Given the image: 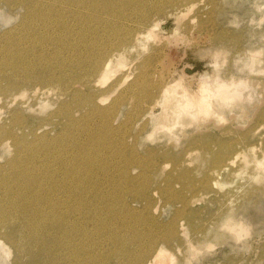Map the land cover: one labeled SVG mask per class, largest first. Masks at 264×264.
I'll use <instances>...</instances> for the list:
<instances>
[{"label": "rangeland", "instance_id": "374dc122", "mask_svg": "<svg viewBox=\"0 0 264 264\" xmlns=\"http://www.w3.org/2000/svg\"><path fill=\"white\" fill-rule=\"evenodd\" d=\"M138 1L143 2L142 0ZM262 1L263 0H148V2H150H147L148 6H146L145 3L141 8H145L146 6L147 8L144 9V12H146V14L149 12L147 15L150 19L148 17L147 25L151 21H153L151 23L154 24L157 22L160 23L161 27L160 30L157 31V39L144 42L145 45L149 43L148 47L147 45L144 47L142 43H139L137 47L132 43L127 45L128 47H124L130 49L123 50L128 65L123 69V72H117L118 74L115 73L107 85L114 83V81L116 82V80L123 75L125 79L129 74L128 80L119 85L113 94L103 93V90L106 89L105 87L95 86L91 88L92 90L82 89L79 96L76 98L73 97V95L70 96V94L63 96L64 98H62V96L60 98L56 91H54L55 93H51L45 91V89L38 93V95L35 94L34 88L38 85L37 82H34V84L33 82H29V84L25 79V73H23L26 71L27 65L37 68L38 71L42 70L43 64L38 62V58L35 57V54H31L28 60L21 62L22 64L15 63L17 64L15 65L17 70L15 69L16 71L13 73V63L10 62L11 60L8 53L6 54L9 48H11L9 46L11 35L7 32L18 22L19 18H16V16L20 10H16L18 12L14 15L13 10L0 1V33H3L0 34V48H3V51L0 49V89L5 93L3 96L5 98L0 97L2 98V102L0 100V145L1 141L5 144L10 140L8 141V150H5L3 144L0 146V181L2 180L0 182V196L2 195L0 197V211L2 212L0 214V225L2 223H7V228H0V232L6 233L14 241L13 245H11V241H7V246H11L12 248L10 250L6 246L9 252L5 254L3 251H0V264H44L43 253H41L38 245V240H41L42 235L39 234L38 236L35 232H33L34 235H32V232L29 233L27 229H24V225L21 222L22 214H18L21 211H17L25 208V204L22 201L25 199V201H27L29 197V193H27L29 186L27 185H31L32 181H41V179L47 180L48 177L52 176L60 179L61 176L59 175L64 171L60 168L63 161H68L67 164L63 165L64 168H72L74 164L77 166L79 164L80 176L82 177L81 181L84 183L85 181L88 182L89 190L104 191V193L108 191L114 192L119 195V197L126 199L125 201L129 200L133 202L134 209H143L142 213L140 211L137 215L128 217L124 225L123 223H118V221L113 225L114 228L109 227L115 220L112 221V218L107 220L106 224L108 225H106V231L110 232H106L103 238L100 237L98 239L100 244L101 239L104 240L107 238L103 246L100 247L101 249H99L101 250L99 252L100 256L90 259V261L92 260V264H125L124 262L127 264L128 261L134 264L133 262H136V257L135 255L126 256L124 251L125 243L132 244L134 242V251L138 250L148 255L149 245L153 240L154 243H156V249L159 246L165 245L168 251L170 250L169 253L174 256L175 264H264V166H262L264 165V1ZM160 5L162 8H160ZM155 6H159L157 7L158 9H155ZM156 10L160 11L157 12ZM111 19H113V17L109 18V20ZM113 20L111 21L116 22ZM146 24L141 25V28L143 29ZM112 26V29L107 25L104 29L103 26L102 28L100 27L101 29L98 28L99 33L103 36V39L101 38L102 40L111 36L113 41L114 39L117 41L118 34L121 36V34L125 35L129 32L130 36L131 31L134 32L133 29L137 28L135 25H132V23H125V25L118 26L120 28L116 31L118 27H115V24ZM77 29L78 31L74 32V40L71 43H74V41L75 43H79L82 33L86 35L88 31L83 30V32L82 28L79 26L76 27V30ZM89 30L90 32L88 31V35L86 36L87 39L91 40V38L94 37L92 30H97L95 24L92 23L91 29ZM119 30L122 31L120 32ZM174 30L176 34L173 33ZM90 34H93V37ZM98 37L100 36H96L95 39ZM101 39L98 38V41L102 43L103 41ZM47 47L48 48L42 52V54L44 53L42 58H49L53 61V64L50 60L48 64L46 63L49 66L52 64L58 68L60 67L58 66L60 61L64 58H69L68 56L71 55L70 53L68 54V51H63L64 54L62 52L56 55L57 51L55 46L47 45ZM49 47L51 49H49ZM256 51L259 54L256 53ZM139 54L141 55L139 56ZM256 54L259 56L257 57ZM3 55L5 56L3 57ZM2 59H6L7 61H3ZM34 60L36 62H34ZM146 61H148V63ZM3 62L5 65H3ZM138 63H140L139 66L141 67L139 69L137 66ZM8 66H11V69ZM18 68L19 70L25 69L21 72L23 74L18 71ZM17 71L19 72L18 74L15 73ZM142 72H145V74ZM142 74L145 77L143 82L144 85H147L146 88L151 89V92L154 93L150 97L152 99L149 98L147 100V98L144 97V93L138 92V89L135 91L136 94L138 92V98L136 94L130 91L129 87L135 82L137 76H142ZM13 78L16 80L14 81ZM216 78H219L221 81H236V88L240 91L241 96L234 95L230 98L225 97L222 99L212 98L213 105L209 114H203L199 116L200 119L198 117L196 120H191L190 117H182L181 122L184 127L183 125H178L176 128H172V130H170L171 132L165 129L166 127H160L162 122H166V120H164L165 116L160 115L162 112L160 106L155 108L152 106H154L157 100L160 101L162 99L164 85L178 82L181 85V90L179 91H183L186 88L197 90L199 84L203 81L214 83ZM20 82L22 84H20ZM9 85L10 87H8ZM55 85L57 86V84ZM52 86H54V84H52ZM122 86L124 88H122ZM24 89L27 90V93ZM22 91H24L27 97L24 94L22 95ZM49 93H51L50 96ZM129 93H131V95ZM20 94L25 98L24 100ZM125 95L127 99L129 98L128 100ZM37 99L43 103H40ZM91 99L94 101L96 99V103L102 106V108H108L111 104V106H115L120 100L123 101V105L120 107V110H117L116 113L110 116V119L109 117L99 119L95 117V115H92V113H90L92 117L88 118L85 116L86 111L77 113L78 104H83L85 110H88V101ZM102 99H104L103 102L101 101ZM115 99L119 100L115 102ZM100 101L102 104L99 103ZM138 101L139 104L142 103L139 112L133 108L136 107ZM148 101L151 102L149 103ZM9 102L12 104L10 105ZM26 102H28L29 105H27ZM22 104H26L27 106H23ZM223 105H228L230 107H223ZM42 107L45 108L43 109ZM151 107L153 108L152 111ZM27 109H30V111ZM21 111H23V113ZM144 111L146 112L145 115L143 117L140 116L144 114ZM150 112L158 116L153 122L150 119ZM69 115H74L76 120L74 123L69 122ZM144 119L146 120L144 121ZM49 120L52 122L50 123ZM186 120L191 121L187 122ZM29 123L31 124L29 125ZM107 123L113 126H109V129ZM203 123L204 125L202 126L201 124ZM83 128H87L88 130H84ZM99 128L100 130H104L100 132ZM10 129L20 136L18 141L10 137ZM64 130L66 131L63 133ZM94 130H99L100 134H98V131L95 132ZM110 130H112V132ZM34 132L37 134H33ZM72 132L75 136H73ZM58 133H61V135ZM102 135L104 137H102ZM55 138L57 141H55ZM4 139L8 140L5 142ZM37 139L41 140L39 141ZM85 139L88 141H85ZM20 142H23V145ZM52 142L54 145H52ZM55 142L64 144L61 145ZM33 145H35V147ZM81 145L83 148H80ZM36 146L38 147L37 150ZM33 147L34 149H32ZM42 147H46L48 150H46V148L42 149ZM61 147H64V150L61 149ZM91 147H93V149ZM56 149L58 150L55 151ZM34 150H36L35 153H33ZM111 150L113 152H111ZM77 151L78 154L80 153V157L76 154ZM60 153L66 154L62 155ZM83 153L85 154L83 155ZM134 155L136 156L135 158ZM237 155H239L237 162L232 167H227L231 158ZM244 156H248V158L246 157L243 159ZM89 158L92 160H89ZM36 164L38 166H36ZM7 165L10 166V168ZM23 166L28 169L25 170ZM48 169H50V171H48ZM29 170L33 171L30 172ZM20 171L22 173H20ZM8 172L9 175L12 173V176H9ZM126 173L136 177L135 183H132L131 186L126 183ZM2 176L4 177L2 178ZM10 178L13 180L11 181ZM27 180L31 181L28 182ZM4 181H6L7 184ZM49 181L50 180L47 181V184L50 183L49 185H51L52 182ZM142 184H144V187ZM2 189H4L5 192ZM144 190L148 191V193L144 192ZM131 191L137 192L138 197L136 199H133ZM39 195L43 198H46L47 195L50 196V194L45 191V186H42ZM147 195L151 200L150 203L146 200ZM181 196L191 200L198 199V201L184 208L182 201H180ZM147 205L150 211L145 210V212L143 207ZM230 211H233L235 218L243 223L245 230L241 232L240 236H238L237 233H233L231 224L226 220V216ZM146 213H148V216ZM141 218L145 219L142 220ZM172 230L176 234V237L169 245H166L161 239L164 241V237L168 236L170 234L169 232H172ZM23 232L25 235H23ZM151 232L153 233L151 234ZM16 236L19 237L16 238ZM188 241L194 242V247L191 246L190 248L189 245H187ZM209 241L210 243H207ZM24 247L26 249H23ZM122 247L124 248L122 249ZM186 248H188V250ZM189 253L191 257L188 256ZM195 254L199 255L195 256ZM19 255L22 256L20 257ZM90 261L89 263L91 264Z\"/></svg>", "mask_w": 264, "mask_h": 264}, {"label": "bare ground", "instance_id": "6f19581e", "mask_svg": "<svg viewBox=\"0 0 264 264\" xmlns=\"http://www.w3.org/2000/svg\"><path fill=\"white\" fill-rule=\"evenodd\" d=\"M3 2V4L5 6H7L8 8H11V10H13L14 15H16V13L18 11L16 10H20L19 13L17 14L16 18L18 17L19 20L18 22L7 32L11 35L10 37V47L9 51L6 52V54L8 53V55L10 56V62L13 63L12 68L14 71H16V67L15 65H17L18 63L21 62H25L26 60H28V58L31 56V54H35V57L38 58V62L40 64H48V61L50 60L48 59H43V54L42 52H44L48 47L47 45H53L56 48V55L61 54L63 51L67 52L68 54L70 53L71 55L68 56L69 58H64L62 61H60V64L58 66L60 67H56L54 65H52L53 61H51V65H42V70H39L37 68H34L32 66H26V71H24L25 69L19 70L18 71L21 73L22 71H24L23 73H25V79L26 81L29 82H37V86L34 88V92L35 94L38 95V93H40L41 91H43L45 89V91L47 92H54L56 91L58 96L61 98H64L63 96L66 95H73V97H77L80 94V91L82 89H86L89 90L95 86H99V87H105L106 89L103 90V93H107V94H113L116 90L117 87H119V85H121L122 83H125L128 78H129V74L127 77H125L124 79V75L122 77H119V79L116 80V82L114 81V83L107 85L109 80H111V77L115 74V73H119V72H123L125 69V67L128 65L126 57L124 55L123 50L126 49L124 47H128L127 45H129L130 43L134 44L135 47L138 46L139 43H142V45L144 47H148V44H144V42H149L150 40H156L157 39V31L160 30V23H151L153 21H151L148 25L146 23H148V13L146 14V12H144V9L147 8V2L148 0H142L143 2H140L138 0H0ZM160 1V0H158ZM264 1V0H263ZM262 1V2H263ZM151 2V1H150ZM148 2V3H150ZM164 2V1H163ZM167 2V1H165ZM146 3L145 8H141L142 5L144 6ZM156 3V2H155ZM154 4V3H153ZM247 4V3H246ZM262 4V3H261ZM264 4V3H263ZM152 5V4H151ZM165 5V4H164ZM154 6V5H153ZM152 7V6H151ZM159 6H155L154 8L156 9ZM160 8L161 5H160ZM159 8V9H160ZM7 9V8H6ZM158 9V8H157ZM152 10V9H151ZM150 11V10H149ZM157 12H159L158 10H156ZM154 12V11H153ZM152 12V15H153ZM258 12V11H257ZM260 13V12H258ZM9 15V14H8ZM151 15V14H149ZM151 15V16H152ZM136 16V17H134ZM13 17V16H12ZM110 17H113V21L116 22H112L111 20H109ZM140 19V21H139ZM150 19V17H149ZM139 21V22H138ZM215 22V21H214ZM95 24V27L97 30L93 31L94 37L90 39H87L88 35V31L90 32L89 29H91V24ZM125 23H132V25H135L137 28L133 29L134 32L131 31V34L129 36V32H127V34L123 35L118 34L117 37V41L114 39H112V37H107L105 40L103 39V36L101 35V33H99L98 28L101 29L103 26V29L107 26L113 27L112 25H116L115 27H118L120 25H125ZM146 24L143 29L141 28V25ZM252 24V23H251ZM255 24V23H254ZM127 25V24H126ZM79 26L82 28V31H87V34H83L79 40V43H71L74 40V32L78 31V29L76 30V27ZM128 26V25H127ZM101 27V28H100ZM126 27V26H125ZM120 27H118L116 29V31L119 29ZM131 28V27H130ZM95 29V28H93ZM112 29V28H111ZM126 29V28H125ZM124 29V30H125ZM106 30V29H105ZM110 30V29H109ZM127 30V29H126ZM80 31V30H79ZM81 31V32H82ZM83 31V32H84ZM112 31V30H111ZM110 31V32H111ZM114 31V30H113ZM115 31V32H116ZM120 31V30H119ZM122 31V30H121ZM120 31V32H121ZM4 32V31H3ZM91 32V33H92ZM102 32V31H101ZM109 32V33H110ZM114 32V33H115ZM177 32V31H176ZM2 33V32H1ZM0 33V34H1ZM77 33V32H76ZM113 33V34H114ZM125 33V32H124ZM175 33V30L174 32ZM3 34V33H2ZM105 34V33H104ZM107 34V33H106ZM176 34V33H175ZM100 36L98 38H102L101 40L103 41L101 43V41H98V38L95 39L96 36ZM112 35V34H111ZM6 36V35H4ZM109 36V35H107ZM174 36V35H173ZM77 37V36H76ZM106 37V36H105ZM114 37V36H113ZM129 37V38H128ZM171 37V36H170ZM262 37V36H261ZM3 38V37H2ZM9 38V37H8ZM160 38V37H159ZM1 39V38H0ZM4 41V40H3ZM92 41V42H91ZM9 42V41H8ZM4 45V43H3ZM8 45V44H7ZM141 45V46H142ZM5 46V45H4ZM92 46V47H91ZM5 48V47H4ZM264 48V47H263ZM1 49V48H0ZM3 49V48H2ZM1 49V50H2ZM49 49H51L49 47ZM48 49V50H49ZM128 49V48H127ZM126 49V50H127ZM133 49V48H132ZM146 49V48H145ZM148 49V48H147ZM92 50V51H91ZM130 50V49H128ZM3 51V50H2ZM51 51V50H50ZM49 51V52H50ZM255 51V50H254ZM253 51V53H254ZM259 51V50H257ZM256 51V53H258ZM263 51V50H261ZM5 52V51H4ZM48 52V51H47ZM2 53V52H1ZM129 53V51H128ZM4 54V53H2ZM53 54V53H52ZM64 54V52H63ZM259 54V53H258ZM141 54H139L140 56ZM5 55H3L4 57ZM34 56V55H33ZM55 56V55H54ZM127 56V55H126ZM138 56V57H139ZM149 56V55H148ZM255 56V54H254ZM257 56V54H256ZM259 56V55H258ZM257 56V57H258ZM56 57V56H55ZM59 57V56H58ZM252 57V56H250ZM148 58V57H147ZM9 59V58H8ZM145 59V58H144ZM3 60V59H2ZM6 60V59H5ZM3 60V61H5ZM56 60V58H55ZM139 60V59H138ZM1 61V60H0ZM7 61V60H6ZM30 61V60H29ZM49 61V62H50ZM140 61V60H139ZM144 61V60H143ZM9 62V61H8ZM10 62L8 63L10 65ZM34 62H36L34 60ZM37 62V63H38ZM133 62V61H132ZM148 63V61H146ZM11 63V64H12ZM17 63V64H15ZM28 63V62H27ZM135 63V62H134ZM133 63V64H134ZM144 63V62H143ZM141 63V64H143ZM151 63V62H150ZM22 64V63H21ZM132 64V65H133ZM140 63L137 64L138 69L141 68L139 66ZM3 65L4 62H3ZM7 65V64H6ZM33 65V64H32ZM37 65V64H35ZM146 65V64H145ZM1 66V65H0ZM25 66V65H24ZM39 66V65H37ZM41 66V65H40ZM136 66V65H135ZM9 68L11 66H8ZM7 67V68H8ZM19 67V66H18ZM144 67V66H143ZM153 67V64H152ZM25 68V67H24ZM34 68V69H31ZM135 68V67H134ZM11 69V68H10ZM16 69V70H15ZM28 69V70H27ZM130 69V68H129ZM133 69V68H132ZM7 70V69H6ZM142 70V69H141ZM138 70V71H141ZM5 71V68H4ZM15 72L16 74H18L19 72ZM135 71V70H134ZM137 71V70H136ZM148 71V70H147ZM8 72V71H7ZM38 72V73H37ZM149 72V71H148ZM12 73V72H10ZM21 73V74H23ZM117 73V74H118ZM145 74V72H142ZM147 73V72H146ZM1 74V73H0ZM7 74V73H6ZM20 74V75H21ZM141 74V73H140ZM127 75V74H126ZM134 75V74H133ZM138 75V74H136ZM135 75V76H136ZM1 76V75H0ZM8 76V74H7ZM15 76V75H14ZM17 76V75H16ZM121 76V75H120ZM18 77V76H17ZM22 77V76H21ZM4 78V77H3ZM9 78V77H8ZM113 78V77H112ZM135 78V77H134ZM138 78V79H137ZM135 82L132 84L130 88V91L133 94H136V89H138V92H142L144 93V97L147 98V100L151 97L152 93L151 89L146 88L147 85H144V75L142 74V76H137ZM152 78V77H151ZM5 79V78H4ZM14 79V78H13ZM133 79V78H132ZM237 79V78H236ZM7 80V79H6ZM16 79H14L15 81ZM18 80V78H17ZM20 80V79H19ZM23 80V79H22ZM21 80V81H22ZM147 80V79H146ZM123 81V82H122ZM132 81V80H131ZM193 81V80H192ZM26 82V83H27ZM146 82V81H145ZM253 82V79H252ZM7 83V82H6ZM132 83V82H131ZM130 83V85H131ZM250 83V81H249ZM8 84V83H7ZM20 84H22L20 82ZM30 84V83H29ZM52 84H54V86H52ZM57 84V86L55 85ZM165 84V83H164ZM248 84V83H247ZM6 85V84H5ZM250 85V84H248ZM52 86V87H51ZM60 89H59V87ZM180 83L176 82L173 84H166L164 85V88L162 90V99L159 101L158 96H157V102L154 103V106H152L153 108L160 106L162 109V112L160 115H164L166 122H162L160 124V127H166L165 129L169 130V132H171L170 130H172V128H176V126L178 125H183L181 122L182 117H190L191 120H196L199 116H202L203 114H209L212 110V105H213V100L212 98H230L234 95L237 96H241L240 91L238 90L237 87V82H228V81H221L219 78L215 79L214 83H208L207 81H203L202 83L199 84V87L197 90L194 89H190V88H186L183 91H179L181 90L180 88ZM254 86V85H253ZM10 87V85L8 86ZM155 87V86H154ZM184 87V86H183ZM25 88V87H24ZM121 88V87H120ZM119 88V89H120ZM122 88H124L122 86ZM30 89V88H29ZM58 89V90H57ZM26 90V89H24ZM92 90V89H91ZM124 90V89H123ZM127 90V89H126ZM125 90V91H126ZM157 90V89H156ZM160 90V89H159ZM10 91V90H9ZM23 92V93H22ZM22 95L24 94V91H22ZM99 92V91H98ZM95 92V93H98ZM118 92V91H117ZM128 92V91H127ZM126 92V93H127ZM138 92H137V98H138ZM156 92V91H155ZM14 93V92H13ZM27 93V90H26ZM30 93V92H29ZM44 93V92H42ZM49 93V96L50 94ZM55 93V92H54ZM125 93V94H126ZM160 93V92H159ZM158 93V95H159ZM46 94V93H45ZM44 94V95H45ZM102 94V93H101ZM131 95V93H129ZM5 95L4 91H2V89H0V97H3ZM21 95V94H20ZM21 95V97H22ZM26 95V94H24ZM32 95V94H31ZM99 95V94H98ZM124 95V93H123ZM19 96V95H18ZM120 96V95H119ZM126 96V95H125ZM123 96V97H125ZM142 96V95H141ZM9 97V96H7ZM11 97V96H10ZM19 97V98H21ZM27 97V95H26ZM42 97V96H40ZM39 97V98H40ZM47 97V96H46ZM98 97V96H97ZM102 97V96H101ZM122 97V96H121ZM129 97V96H128ZM143 97V99H144ZM154 97V96H153ZM160 97V95H159ZM0 98V100L2 99ZM12 98V97H11ZM16 98V97H14ZM18 98V99H19ZM23 98V97H22ZM21 98V99H22ZM35 98V97H34ZM45 98V97H44ZM59 98V99H60ZM80 98V97H79ZM133 98V97H132ZM141 98V97H140ZM17 99V100H18ZM25 98H23L24 100ZM127 99V96H126ZM129 99V98H128ZM127 99V100H128ZM136 99V98H135ZM152 99V98H150ZM154 99V98H153ZM245 99V98H244ZM247 99V98H246ZM16 100V99H15ZM14 100V101H15ZM39 99H37L38 101ZM80 100V99H79ZM78 100V101H79ZM84 100V99H83ZM104 99H102L101 101L103 102ZM119 100V99H118ZM118 100L115 99V102H117ZM122 100V98H121ZM118 101L117 105H113L110 107H105L102 108V106L98 105V103H96V99L95 101L93 99L89 100L88 103V110H85V107L83 104L79 103V107H78V112H82V111H86L85 112V116L90 118L92 117V115H95V117L97 118H101V119H105L107 117H109L113 114L116 113L117 110H120V107L123 105V101ZM125 100V99H124ZM8 101V100H7ZM22 101V100H21ZM29 101V99H28ZM44 101V100H42ZM101 101L99 103H101ZM126 101V100H125ZM140 101V100H139ZM136 105L135 108L138 112L140 109L141 104ZM142 101V100H141ZM153 101V100H152ZM155 101V100H154ZM219 101V100H218ZM2 102V100H1ZM0 102V103H1ZM40 102V100H39ZM50 102V101H49ZM131 102V101H130ZM137 102V101H136ZM143 102V101H142ZM149 102V101H148ZM147 102V103H148ZM151 102V101H150ZM149 102V103H150ZM220 102V101H219ZM10 103V102H9ZM27 105H29L28 102H26ZM32 103V102H31ZM43 103V102H40ZM75 103V102H74ZM146 103V104H147ZM221 103V102H220ZM12 103H10L11 105ZM38 104V103H37ZM50 104V103H48ZM69 104V103H68ZM102 104V103H101ZM21 105V104H18ZM23 105V104H22ZM26 105V104H25ZM23 105V106H25ZM26 105V106H27ZM31 105V104H30ZM74 105V104H72ZM148 105V104H147ZM5 106V105H4ZM9 106V104H8ZM43 106V104H42ZM49 106V105H48ZM135 106V105H134ZM10 107V106H9ZM144 107V106H142ZM141 107V108H142ZM151 107V111L153 110V108ZM222 107V106H221ZM223 107H227L229 108L230 106L228 105H223ZM1 108V107H0ZM28 108V107H27ZM43 108V107H42ZM45 108V107H44ZM43 108V109H44ZM87 108V107H86ZM146 108V107H145ZM148 108V107H147ZM220 108V107H219ZM3 109V107H2ZM5 109V108H4ZM32 109V108H31ZM143 109V108H142ZM23 110V109H22ZM26 110V109H25ZM24 110V111H25ZM28 111H30V109H27ZM134 110V109H133ZM132 110V111H133ZM135 110V111H136ZM148 111V109H147ZM14 112V111H13ZM23 113V111H21ZM54 113V112H53ZM76 113V114H77ZM92 113V115L90 114ZM131 113V112H130ZM137 113V112H136ZM141 113V112H140ZM145 111L144 114L140 115V116H144L145 115ZM19 114V113H18ZM58 114V113H57ZM75 114V113H74ZM151 116V121L153 122V120L157 119L158 116L154 115L153 112L149 113ZM51 116V115H50ZM62 116V115H61ZM60 116V117H61ZM70 117L68 118L69 122L74 123L76 120L74 118V115H69ZM17 117V116H16ZM19 117V116H18ZM113 117V116H112ZM111 117V118H112ZM204 117V116H203ZM52 118V117H51ZM129 118V117H128ZM136 118V117H135ZM134 118V119H135ZM141 118V117H140ZM149 118V117H148ZM185 118V119H186ZM12 119V118H11ZM10 119V120H11ZM33 119V118H32ZM80 119V118H79ZM147 119V118H146ZM144 119V121L146 120ZM200 119V117H199ZM198 119V120H199ZM7 120V119H6ZM20 120V119H19ZM25 120V119H24ZM53 120V119H51ZM114 120V119H112ZM149 120V119H147ZM188 120V121H191ZM203 120V118H202ZM47 121V120H46ZM67 121V120H66ZM102 121V120H101ZM107 121V120H105ZM185 121V120H184ZM187 121V120H186ZM187 121V122H188ZM9 122V121H8ZM16 122V121H15ZM43 122V121H42ZM50 122V120H49ZM52 122V121H51ZM50 122V123H51ZM99 122V121H98ZM103 122V121H102ZM101 122V123H102ZM111 122V121H110ZM21 123V122H20ZM44 123V122H43ZM87 123V122H86ZM94 123V122H93ZM104 123V122H103ZM138 123V121H137ZM149 123V122H148ZM184 123V122H183ZM197 123V122H196ZM3 124V123H2ZM25 124V123H24ZM31 123H29L30 125ZM42 124V123H41ZM89 124V123H88ZM195 124V122H194ZM47 125V124H45ZM95 125V124H94ZM98 125V124H97ZM100 125V123H99ZM98 125V127H99ZM157 125V124H156ZM193 125V124H192ZM202 126L204 125L201 124ZM21 126V125H20ZM19 126V127H20ZM51 126V125H50ZM75 126V125H74ZM107 126H113L110 125L109 123H107ZM150 126V125H149ZM194 126V125H193ZM8 127V126H7ZM11 127V126H10ZM25 127V126H24ZM23 127V128H24ZM31 127V126H30ZM40 127V126H39ZM66 127V126H65ZM101 127V125H100ZM107 127V128H108ZM147 127V126H146ZM144 127V128H146ZM184 127V125H183ZM22 128V129H23ZM34 128V127H33ZM37 128V127H35ZM67 128V127H66ZM71 128V127H70ZM73 128V127H72ZM75 128V127H74ZM85 128V127H84ZM83 128V129H84ZM114 128V127H113ZM159 128V126H158ZM16 129V128H15ZM18 129V128H17ZM20 129V128H19ZM43 129V128H42ZM82 129V128H81ZM87 129V128H86ZM84 129V130H86ZM90 129V128H89ZM97 129V127H96ZM110 129V127H109ZM112 129V127H111ZM117 129V128H116ZM152 129V128H151ZM24 130V129H23ZM33 130V129H31ZM41 130V129H40ZM68 130V129H67ZM73 130V129H70ZM88 130V129H87ZM100 130V128H99ZM99 130H97L99 132ZM104 130V129H101ZM100 130V132H102ZM149 130V129H148ZM158 130V129H157ZM174 130V129H173ZM11 131V129L9 130ZM38 131V130H36ZM49 131V130H47ZM46 131V132H47ZM51 131V130H50ZM66 130L63 131V133ZM95 131V130H94ZM93 131V132H94ZM95 131V132H97ZM106 131V130H105ZM108 131V130H107ZM112 132V130H110ZM145 131V130H144ZM150 131V130H149ZM179 131V130H178ZM29 132V131H28ZM41 132V131H40ZM39 132V133H40ZM52 132V131H51ZM74 132V131H73ZM72 132V134H73ZM100 132L98 134H100ZM147 132V131H146ZM198 132V131H197ZM30 133V132H29ZM62 133V132H61ZM61 133H58L61 135ZM69 133V132H68ZM67 133V134H68ZM76 133V132H75ZM90 133V132H89ZM105 133V132H104ZM201 133V132H200ZM199 133V134H200ZM33 134H37V133H33ZM47 134V133H46ZM79 134V133H78ZM84 134V133H83ZM109 134V133H108ZM111 134V133H110ZM153 134V133H152ZM11 138H13L14 140L18 141L19 137L18 134H16L15 132L11 131V133L9 134ZM45 135V134H44ZM66 135V134H65ZM95 135V134H94ZM97 135V134H96ZM105 135V134H104ZM114 135V134H113ZM155 135V132H154ZM174 135V134H173ZM179 135V134H178ZM201 135V134H200ZM39 136V135H38ZM47 136V135H46ZM57 136V134H56ZM67 136V135H66ZM70 136V135H69ZM73 136H75L73 134ZM93 136V135H92ZM108 136V135H106ZM184 136V135H183ZM186 136V135H185ZM6 137V136H5ZM58 137V136H57ZM62 137V136H61ZM80 137V136H79ZM98 137V136H97ZM102 137H104L102 135ZM110 137V136H108ZM115 137V136H114ZM151 137V136H149ZM9 138V137H8ZM30 138V137H29ZM32 138V137H31ZM54 138V136H53ZM64 138V136H63ZM67 138V137H66ZM76 138V137H73ZM93 138V137H92ZM3 139V138H1ZM49 139V138H48ZM56 139V138H55ZM72 139V138H71ZM89 139V138H88ZM95 139V138H93ZM109 139V138H108ZM117 139V138H116ZM150 139V138H149ZM8 139H4V141L6 142ZM13 140V141H14ZM34 140V138H33ZM39 140V139H37ZM41 140V139H40ZM39 140V141H40ZM59 140V139H58ZM62 140V139H61ZM76 140V139H75ZM84 140V139H82ZM87 139H85L86 141ZM90 140V139H89ZM92 140V139H91ZM10 141V140H8ZM6 142L5 144H3V142L1 141V145L3 144V147L5 148V150H8V143ZM23 141V140H22ZM57 141V139L55 140ZM63 141V140H62ZM78 141V140H77ZM88 141V140H87ZM137 141V140H136ZM24 142V141H23ZM23 142L21 143L23 145ZM28 142V141H27ZM32 142V140H31ZM50 142V141H49ZM64 142V141H63ZM62 142V143H63ZM99 142V141H98ZM103 142V141H102ZM14 143V142H12ZM11 143V144H12ZM26 143V142H24ZM34 143V141H33ZM37 143V142H36ZM44 143V141H43ZM41 143V144H43ZM53 143V142H52ZM57 143V142H55ZM81 143V142H80ZM104 143V142H103ZM108 143V141H107ZM111 143V142H110ZM10 144V145H11ZM17 144V143H16ZM57 144H61V143H57ZM64 144V143H63ZM61 144V145H63ZM79 144V143H78ZM77 144V145H78ZM109 144V143H108ZM112 144V143H111ZM0 145V146H1ZM31 145V143H30ZM38 145V143H37ZM54 145V143L52 144ZM70 145V144H68ZM86 145V144H85ZM91 145V144H90ZM94 145V144H93ZM29 146V145H28ZM35 147V145H33ZM42 146V145H41ZM46 146V145H45ZM50 146V145H49ZM56 146V145H55ZM65 146V145H64ZM89 146V145H88ZM87 146V147H88ZM109 146V145H108ZM27 147V146H26ZM34 147L32 149H34ZM59 147V145H58ZM73 147V145H72ZM78 147V146H75ZM112 147V146H110ZM14 148V146H13ZM12 148V149H13ZM24 148V146H23ZM30 148V147H29ZM46 148V147H42ZM55 148V147H54ZM64 148V147H63ZM61 147V149H63ZM80 148H83L82 145L80 146ZM86 148V147H85ZM93 149V147H91ZM97 148V147H96ZM109 148V147H107ZM121 148V147H120ZM119 148V149H120ZM125 148V147H124ZM2 149V148H1ZM38 149V147L36 146V150ZM52 149V147H51ZM60 149V148H59ZM60 149V151H61ZM67 149V148H66ZM71 149V148H70ZM95 149V148H94ZM98 149V148H97ZM114 149V148H113ZM112 149V150H113ZM126 149V148H125ZM132 149V148H131ZM14 150V149H13ZM17 150V149H16ZM15 150V152H16ZM27 150V149H26ZM25 150V151H26ZM33 153H35V151ZM46 150H48L46 148ZM50 150V149H49ZM58 149H56L55 151H57ZM64 150V149H63ZM83 150V149H82ZM87 150V149H86ZM96 150V149H95ZM111 150V152H113ZM3 151V150H2ZM20 151V150H19ZM43 151V150H42ZM67 151V150H66ZM105 151V150H104ZM110 151V150H109ZM119 151V150H118ZM131 151V150H130ZM4 152V151H3ZM13 152V151H12ZM51 152V151H49ZM72 152V151H71ZM84 152V151H83ZM99 152V151H98ZM117 152V150H116ZM135 152V151H134ZM32 153V152H31ZM29 153V154H31ZM54 153V152H53ZM52 153V154H53ZM68 153V152H67ZM74 153V152H73ZM101 153V152H100ZM125 153V152H124ZM123 153V154H124ZM132 153V152H131ZM20 154V153H19ZM42 154V153H41ZM45 154V153H44ZM62 154V153H60ZM66 153H63L62 155H64ZM78 154V151L77 153ZM85 153H83L84 155ZM91 154V152H90ZM99 154V153H98ZM107 154V153H106ZM112 154V153H110ZM122 154V155H123ZM59 155V154H57ZM80 155V153L78 154V156ZM101 155V154H100ZM115 155V154H114ZM119 155V154H118ZM117 155V156H118ZM137 155V154H136ZM245 155V154H244ZM16 156V155H15ZM72 156V155H71ZM108 156V155H107ZM48 157V156H46ZM74 157V156H73ZM80 157V156H79ZM119 157V156H118ZM136 156L134 155V158ZM239 157V155H237L236 157H232L231 161L229 162V164L227 165V167L229 166L232 167L236 162H237V158ZM248 158V156H244L243 159ZM26 158V157H25ZM51 158V157H50ZM82 158V157H81ZM98 158V157H97ZM116 158V157H114ZM20 159V158H19ZM35 159V158H34ZM73 159V158H72ZM80 159V158H79ZM91 158H89L90 160ZM128 159L130 160V158L128 157ZM132 159V158H131ZM5 160V159H4ZM25 160V159H24ZM45 160V159H44ZM47 160V159H46ZM54 160V159H53ZM74 160V159H73ZM78 160V158H77ZM88 160V161H89ZM92 160V159H91ZM137 160V158H136ZM140 160V159H139ZM18 161V160H17ZM23 161V160H22ZM79 161V160H78ZM98 161V160H97ZM102 161V160H101ZM14 162V161H13ZM29 162V161H28ZM71 162V161H70ZM91 162V161H89ZM129 162V161H128ZM260 162V161H259ZM257 162V163H259ZM9 163V162H8ZM19 163V162H16ZM24 163V162H23ZM48 163V162H47ZM68 161H63V164L61 163V167L62 170H64L61 175L60 179H57L55 177H48L47 180L44 179L41 181H32L31 185H27L28 187V192L29 193V197L27 199V201H22L25 204V208H23V210L21 209L17 212H20L18 214H22V224L24 225V229H27L28 232H33L37 233L38 236L39 234H41V240L39 241V247L41 250V253H43V263L44 264H90L89 261L90 259H93V257H97L100 256L99 252L101 250L100 247L103 246V243L105 242V240L107 238H105L104 240L101 239V242L99 244L98 239L101 237L103 238L105 236L106 228L108 224H106L107 220L109 218H112V221L115 220L114 222H112L113 224H111V226L109 227H113V225H115L118 221V223H123V225L125 224V222H127V218L128 217H132L134 215H137L140 211L142 213L143 209H134L133 208V202L131 201H125L126 199L119 197V195L115 194L114 192H99V191H93L89 190L88 186V182L85 181L82 182L81 181V176H80V167L79 164L78 166L76 164L73 165L72 168H64V164H67ZM76 163V162H75ZM78 163V162H77ZM83 163V162H82ZM81 163V164H82ZM138 163V160H137ZM142 163V162H140ZM256 163V162H255ZM7 164V163H4ZM3 164V165H4ZM13 164V163H12ZM22 164V163H21ZM71 164V163H70ZM69 164V165H70ZM73 164V163H72ZM80 164V165H81ZM85 164V163H84ZM91 164V163H90ZM110 164V163H109ZM263 164V163H261ZM11 165V163H10ZM24 165V164H23ZM28 165V164H27ZM46 165V164H45ZM1 166V165H0ZM6 166V165H5ZM4 166V167H5ZM8 166V165H7ZM12 166V165H11ZM26 166V165H25ZM36 166H38L36 164ZM44 166V165H43ZM56 166V165H55ZM72 166V165H71ZM84 166V165H83ZM86 166V165H85ZM88 166V164H87ZM94 166V165H93ZM264 166V165H262ZM3 167V166H2ZM10 168V166H8ZM14 167V166H13ZM12 167V169H13ZM24 167V166H23ZM31 167V166H30ZM33 167V166H32ZM82 167V165H81ZM95 167V166H94ZM131 167V166H130ZM146 167V165H145ZM1 168V167H0ZM7 168V167H6ZM15 168V167H14ZM18 168V167H16ZM25 168V167H24ZM45 168V167H44ZM85 168V167H84ZM92 168V167H91ZM28 169V168H27ZM25 168V170H27ZM83 169V168H82ZM81 169V170H82ZM95 169V168H94ZM148 169V168H147ZM5 170V168H4ZM15 170V169H14ZM13 170V171H14ZM21 170V169H19ZM43 170V169H42ZM87 170V169H86ZM90 170V169H89ZM9 171V170H7ZM30 171V170H29ZM33 171V170H31ZM30 171V172H31ZM48 171H50V169H48ZM83 171V170H82ZM92 171V170H91ZM100 171V170H99ZM10 172V171H9ZM8 172V175H9ZM37 172V171H36ZM40 172V170H39ZM45 172V171H44ZM54 172V171H53ZM97 172V171H96ZM103 172V171H102ZM108 172V171H107ZM3 173V172H2ZM1 173V174H2ZM7 173V172H6ZM14 173V172H13ZM18 173V172H17ZM20 173H22L20 171ZM29 173V172H28ZM83 173V172H81ZM86 173V172H84ZM88 173V172H87ZM92 173V172H91ZM148 173V172H147ZM12 173H10L11 175ZM89 174V173H88ZM7 175V176H8ZM9 175V176H10ZM23 175V174H22ZM39 175V174H37ZM82 175V174H81ZM84 175V174H83ZM86 175V174H85ZM93 175V174H92ZM98 175V174H97ZM5 176V175H4ZM2 176V178L4 177ZM8 176V177H9ZM12 176V175H11ZM13 176L15 177V175L13 174ZM49 176V174H48ZM88 176V175H87ZM86 176V177H87ZM19 177V176H18ZM21 177V176H20ZM27 177V176H26ZM29 177V176H28ZM40 177V176H39ZM44 177V176H43ZM90 177V175H89ZM105 177V176H104ZM13 178V177H12ZM34 178V177H33ZM38 178V177H37ZM95 178V176H94ZM124 178V177H123ZM1 179V178H0ZM7 179V178H6ZM5 179V180H6ZM16 179V178H15ZM19 179V178H18ZM23 179V178H22ZM32 179V178H31ZM90 179V178H88ZM86 179V180H88ZM93 179V178H92ZM100 179V178H99ZM10 180L12 181L13 179L10 178ZM17 180V179H16ZM38 180V179H36ZM50 180L52 183L51 185L47 184V181ZM84 180V178H83ZM124 180V179H123ZM136 180V177L132 176V175H128L126 173V183L128 185H132V183L134 184ZM2 181V180H1ZM0 181V182H1ZM28 181V180H27ZM31 181V180H30ZM28 181V182H30ZM49 181V182H50ZM89 181V180H88ZM98 181V180H97ZM101 181V180H100ZM6 183V181H4ZM9 182V179H8ZM148 182V181H147ZM17 183V182H16ZM45 183V185H44ZM124 183V182H123ZM146 183V181H145ZM7 184V183H6ZM5 184V185H6ZM10 184V183H9ZM30 184V183H29ZM95 184V183H94ZM13 185V184H12ZM22 185V182H21ZM24 185V184H23ZM100 185V184H98ZM96 185V186H98ZM144 184H142L143 186ZM4 186V185H3ZM2 186V187H3ZM10 186V185H9ZM26 186V185H25ZM42 186H45V191L48 192L50 194V196L47 195L46 198H43L39 195V193L41 192V188ZM91 186V185H90ZM95 186V187H96ZM124 186V185H123ZM146 186V185H145ZM205 186V185H204ZM7 187V186H6ZM12 187V186H11ZM9 187V188H11ZM17 187V186H16ZM24 187V186H23ZM144 187V186H143ZM142 187V188H143ZM1 188V186H0ZM91 188V187H90ZM129 188V187H128ZM147 188V187H146ZM20 189V188H19ZM24 189V188H23ZM107 189V188H105ZM4 190V189H2ZM7 190V189H6ZM11 191V189H10ZM22 191V190H21ZM107 191V190H106ZM5 192V190H4ZM20 192V191H19ZM144 192L148 193V191ZM22 193V192H21ZM26 193V192H25ZM26 193V194H27ZM133 199H136L138 197L137 192L131 191ZM143 193V192H142ZM11 195V194H10ZM20 195V194H19ZM2 196V195H1ZM0 196V197H1ZM14 196V195H13ZM17 196V195H16ZM27 196V195H25ZM8 197V196H7ZM18 197V196H17ZM194 197V196H193ZM192 197V198H193ZM5 198V197H4ZM15 198V197H14ZM191 198V197H190ZM195 198V197H194ZM2 199V198H1ZM9 199V198H8ZM7 199V200H8ZM40 199V200H39ZM44 199V201H43ZM6 200V199H5ZM146 200H148V203H150V199L147 198ZM43 201V202H42ZM180 201H182V205L183 207H188L191 206L192 204H195V202L198 201V199H186L184 196L180 197ZM20 202V201H19ZM39 202V203H38ZM5 204V203H4ZM9 204V203H8ZM122 204V205H121ZM17 205V204H16ZM20 205V204H19ZM146 205V204H145ZM13 207V206H12ZM16 207V206H14ZM18 207V206H17ZM22 207V206H21ZM144 208L145 210H149L148 205ZM13 209V208H12ZM11 211V210H10ZM16 211V210H15ZM126 211V212H124ZM150 211V210H149ZM148 211V212H149ZM146 212V211H145ZM2 212L0 211V214ZM9 213V212H8ZM15 213V212H14ZM148 216V213H146ZM7 215V214H6ZM14 215V214H13ZM142 215V214H141ZM1 216V215H0ZM125 216V217H123ZM144 216V215H143ZM4 217V216H3ZM17 217V216H16ZM140 217V216H139ZM21 218V216H20ZM15 219V218H14ZM142 219V218H141ZM145 219V218H143ZM142 219V220H143ZM154 219V218H153ZM19 220V219H18ZM17 220V221H18ZM226 220L228 221V223L231 224L233 233L236 234L238 236L241 235V232L243 230H245L243 223L239 220H237L235 218V215L233 213V211L229 212V214L226 216ZM1 221V220H0ZM13 221V220H12ZM16 221V222H17ZM19 222V221H18ZM17 222V223H18ZM12 223V222H11ZM14 223V221H13ZM15 224V223H14ZM110 224V223H109ZM127 224V223H126ZM140 226V225H139ZM138 226V227H139ZM10 227V226H8ZM137 227V228H138ZM0 228H7V223H2L0 225ZM114 228V227H113ZM132 228V227H131ZM130 228V229H131ZM4 229V230H5ZM14 229V227H13ZM21 229V228H20ZM19 229V230H20ZM23 229V228H22ZM2 230V231H4ZM12 230V229H11ZM116 230V229H115ZM6 231V230H5ZM114 231V230H113ZM121 231V229H120ZM11 232V231H10ZM19 232V231H18ZM110 232V231H108ZM107 232V233H108ZM24 233V232H23ZM153 232H151L152 234ZM170 234L168 236L164 237V241L163 239L162 242L166 245H169L171 243V241L174 240V238L176 237V234L174 233V231L172 230V232H169ZM155 234V233H154ZM10 235V234H9ZM25 235V233L23 234ZM30 236V235H28ZM124 236V235H122ZM19 236H16V238ZM32 237V236H31ZM30 237V238H31ZM35 237V236H33ZM160 237V236H159ZM27 238V237H26ZM29 238V239H30ZM119 238V237H118ZM139 238V237H138ZM158 238V237H157ZM40 239V238H39ZM125 239V238H124ZM130 239V238H129ZM16 240V239H15ZM32 240V239H30ZM7 241H11L13 245L14 241L6 234L3 232H0V251H3L5 254L7 252H9V249L11 250V246H7ZM29 241V240H28ZM157 241V240H156ZM17 242V241H16ZM131 242V241H129ZM133 242V241H132ZM30 243V242H29ZM32 243V242H31ZM192 241H188L189 247L191 248V246H193ZM207 243H210L207 242ZM214 243V242H213ZM33 244V243H32ZM16 245V244H15ZM137 245V244H136ZM142 245V244H141ZM9 248L7 250V248ZM17 246V245H16ZM23 246V245H22ZM37 246V244H36ZM134 246L135 243L133 242L132 244H128L125 243V254L126 256H130V255H135L136 257V262H133L134 264H173L174 263V256H172L168 249L166 248L165 245L159 246L156 249V243L151 242V244L149 245V252L147 250V252L149 253L147 255V253L145 252H141V251H134ZM148 246V245H147ZM29 247V246H28ZM27 247V248H28ZM34 247V246H33ZM38 247V246H37ZM99 247V248H98ZM122 247V249L124 248ZM187 247V246H186ZM194 247V246H193ZM214 247V246H213ZM16 249V248H15ZM23 249H26L25 247ZM29 249V248H28ZM27 249V250H28ZM39 249V248H37ZM138 249V248H137ZM147 249V248H146ZM188 250V248H186ZM194 249V248H193ZM21 250V249H20ZM33 250V249H31ZM30 250V251H31ZM103 250V249H102ZM112 250V249H111ZM186 250V251H187ZM196 250V248H195ZM106 251V250H105ZM191 251V250H190ZM17 252V251H16ZM20 252V251H19ZM194 252V251H193ZM192 252V253H193ZM34 253V252H32ZM37 253V252H36ZM35 253V254H36ZM187 253V252H186ZM34 254V255H35ZM26 255V254H24ZM197 254H195L196 256ZM199 255V254H198ZM197 255V256H198ZM20 256V255H19ZM22 256V255H21ZM20 256V257H21ZM125 256V257H126ZM190 256V253L189 255ZM194 256V255H193ZM34 257V256H32ZM126 257V258H127ZM191 257V256H190ZM36 258V257H35ZM39 258V257H38ZM100 258V257H99ZM124 258V257H123ZM23 259V257H22ZM97 259V258H96ZM102 259V258H101ZM192 259V258H191ZM35 260V259H34ZM129 260V259H128ZM186 260V259H185ZM19 261V259H18ZM17 261V262H18ZM22 261V260H21ZM92 261V260H91ZM90 261V262H91ZM94 261V260H93ZM98 261V260H97ZM96 262V261H95ZM188 262V261H187ZM99 263V262H98ZM126 264V262H124ZM21 264V263H20ZM29 264V263H28ZM31 264V263H30ZM92 264V262H91ZM94 264V263H93ZM120 264V263H119ZM127 264H131L129 261L127 262ZM175 264V263H174Z\"/></svg>", "mask_w": 264, "mask_h": 264}]
</instances>
